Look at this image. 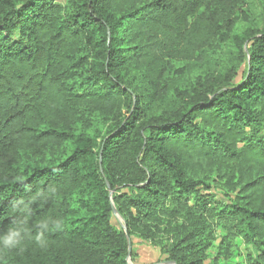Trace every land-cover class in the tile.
I'll return each mask as SVG.
<instances>
[{
    "label": "trees",
    "instance_id": "trees-1",
    "mask_svg": "<svg viewBox=\"0 0 264 264\" xmlns=\"http://www.w3.org/2000/svg\"><path fill=\"white\" fill-rule=\"evenodd\" d=\"M39 190L0 264H264V0H0V231Z\"/></svg>",
    "mask_w": 264,
    "mask_h": 264
},
{
    "label": "clouds",
    "instance_id": "clouds-1",
    "mask_svg": "<svg viewBox=\"0 0 264 264\" xmlns=\"http://www.w3.org/2000/svg\"><path fill=\"white\" fill-rule=\"evenodd\" d=\"M48 191L54 192V189ZM48 191H36L29 200L17 199L13 203L12 207L17 216L13 218L4 231H0V249H21L26 239L43 248L47 246L48 233L60 231L64 228L63 221L54 217L43 218L34 228L29 227L30 218L33 215V206L47 202L50 196L44 198V193Z\"/></svg>",
    "mask_w": 264,
    "mask_h": 264
},
{
    "label": "rangeland",
    "instance_id": "rangeland-1",
    "mask_svg": "<svg viewBox=\"0 0 264 264\" xmlns=\"http://www.w3.org/2000/svg\"><path fill=\"white\" fill-rule=\"evenodd\" d=\"M59 1L62 2L63 0ZM217 244L218 242L215 243V246L212 247L208 253L209 258L211 259L215 257ZM241 248V243L238 241L237 247L233 252L230 261L227 264H244V262L242 263ZM134 250L136 253L134 264H155L160 259L158 251L147 245H137ZM129 264H132L131 261L129 262Z\"/></svg>",
    "mask_w": 264,
    "mask_h": 264
},
{
    "label": "water",
    "instance_id": "water-1",
    "mask_svg": "<svg viewBox=\"0 0 264 264\" xmlns=\"http://www.w3.org/2000/svg\"><path fill=\"white\" fill-rule=\"evenodd\" d=\"M112 206V211H113V214L119 224V226L122 228V230L126 233V228H125V225L123 224V221L122 219L118 216V214L116 213L113 205L111 204ZM130 251H131V243L130 241L128 240V258H127V264H129L130 260H129V254H130ZM161 264H170V263H167V262H164V263H161Z\"/></svg>",
    "mask_w": 264,
    "mask_h": 264
}]
</instances>
